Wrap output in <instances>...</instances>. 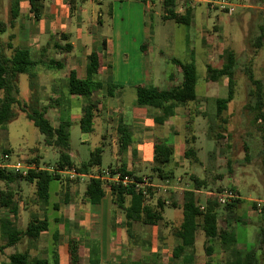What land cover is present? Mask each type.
<instances>
[{
	"label": "crops",
	"instance_id": "1",
	"mask_svg": "<svg viewBox=\"0 0 264 264\" xmlns=\"http://www.w3.org/2000/svg\"><path fill=\"white\" fill-rule=\"evenodd\" d=\"M166 4L165 0H151L149 4L142 0H39V11L38 16H36L30 0H20L18 16L13 22L11 21L12 3L8 6L10 18L3 23L5 32H2L0 36L2 44L6 43L8 46L11 43L13 47L27 48L36 59L41 58L43 54H48L54 47L56 48V45L66 46L68 43L72 44L71 51L67 52L59 49L60 56L50 57V59L55 58L63 61L65 65L62 69L48 68L46 65L44 70L42 68L37 70V67L33 69L37 76L30 78L29 93L22 98L28 107L31 105L34 108H36L35 105L46 106V102L55 98L56 95L48 94L45 97L43 92L50 88L55 89L61 81L65 82L64 88L67 90L71 70H75L79 78L86 79L89 76V55L94 49L100 50L105 43V48L99 53V78L104 84L111 83L117 87L113 96L108 95L106 88L96 90L91 96L92 100L99 99L100 101L98 105L99 113L95 119L93 131L98 134L99 145L94 150L101 147L103 155L107 147L105 144L106 135L98 132L99 123L104 122V125L110 123L112 126L114 125L115 130L119 133L118 126L120 121H123L128 126L129 133L133 138L128 147L131 156L125 165L127 170L139 176L138 168L142 169L146 162L151 163V168L155 172L154 168L158 165L155 161L156 143L166 142L172 145L174 147L173 161L166 166H162L163 174L169 175V178L164 181L158 178L153 179V176L150 177L160 191L165 190L170 194L169 197L177 204L176 208L181 210L182 218L178 221H173V219V222L170 221V213L167 216L165 215L167 208L165 206L164 219L156 225L131 222L126 209L113 202L109 187H107L106 195L99 204H92L88 200L85 189L89 177L84 180H72L68 175H58L60 180L49 182L46 195L37 193L35 182H27L29 187L34 189L33 195L23 199L20 197V193L16 191L18 201L16 215L9 208L0 206V251L2 255L0 256V264H8L9 256L15 252H27L32 260L45 258L49 261V264H69V240L71 238L79 241L80 264H88L92 252L98 254V258L103 264H222L226 261L227 252L224 246L220 242L218 249L215 245L212 246L213 248L210 246L209 250L211 251L209 252L212 254L208 255L205 234L203 239L200 238V242H198V233H196L195 244L185 247L179 260L174 258L175 246L182 243V239L177 237L175 232L183 221V193L185 190H192L195 193L201 192V190L194 189V182L191 187H180L177 186L178 184L171 183L173 182L171 178L174 175L172 177V171L168 170L171 168L170 165L174 164L175 166L182 163L178 162L181 159L190 158L186 155L190 148H193L194 151L192 156L195 155L194 138L196 136L195 133H191L189 137L186 132L182 138L177 139L176 136H180V131L175 129L174 126L167 127L166 125H168L170 118L179 115L185 120L187 119V121L184 120L186 130L191 131V125L196 124L200 117L196 114H189L192 113L189 109L192 105L190 103L194 101L186 104L188 106L185 105V108L176 105L173 114L169 116H166L162 109L142 107L137 101V86L139 85H153L167 89L161 85L164 80L160 73L155 78L152 75L153 73L148 65L149 45L147 43L150 36L152 37L149 34V18L159 5L163 11L162 20L165 23H170V25L172 23L182 24L175 22L173 19L164 18ZM199 4L208 5L206 0H176L175 11L185 14L186 10L191 8L193 15L189 25H193L198 16L205 17L203 13L196 14ZM196 37L195 34L188 35V41L193 46L197 41ZM201 40L206 48L205 51L201 50V52L206 53L207 58L213 60L211 46L208 43L206 44L202 38ZM227 48L228 46L225 47L219 64L226 62ZM5 52L10 54L11 50L8 49ZM172 59H169V61L173 62ZM176 65L179 73L183 74L181 67L178 64ZM63 71L65 72L62 74ZM19 74L21 73L17 74L16 83L20 95ZM225 77L228 79L227 76H223L217 81L209 79V76H207V79L211 82H221ZM173 78L174 75L172 74L169 79L172 80ZM101 90L106 93L104 97H96V93ZM1 95L0 92V97ZM218 97L214 100L216 104L214 117H221L217 116ZM84 98L88 101V98ZM63 99H66L73 106L75 100L83 101V96L70 95L66 98L63 97ZM187 114H189V118L185 117ZM82 133L83 135L79 138L80 143H90L91 134ZM112 135L114 136V133ZM117 140H119V134ZM108 146L111 145L108 143ZM7 150L8 153L5 154H8L9 157L7 159L3 157L0 164H15L17 161L11 160V150ZM79 150L81 151L78 148L74 149L70 144L67 153L73 160L74 156L79 157L77 156ZM118 151L119 146L116 152ZM33 160L28 165L43 166L39 159L38 163ZM73 162L76 166H79L85 160L79 162L73 160ZM108 167L112 166H101L100 168ZM50 168L58 167L56 164ZM99 170V168H96L93 171L97 173ZM194 178L197 177L192 179ZM21 190L24 191L22 187ZM233 191L242 200L243 197L239 190L233 188ZM206 192L208 195L210 194V191ZM179 193L182 194V200L177 196ZM57 197L59 198L57 199ZM129 201L130 198L127 197L125 207H128ZM254 201H258V199ZM166 202H169V200L166 199ZM228 216L230 217V215ZM3 219L8 221L6 223L7 232H3L2 229ZM36 219H47L48 228L40 231L39 236L34 238L26 234L25 231L29 222ZM234 221L239 225L237 216ZM226 222L227 227L225 228L236 233L237 248L241 250L252 244L258 234L257 232H259L249 233L247 228L245 233L242 228L239 230L235 227H229V219ZM52 228L53 231H51ZM18 233L20 234L18 235ZM11 240L15 241L8 244ZM141 244L148 245L149 248L143 247ZM8 247L10 251L4 254ZM165 253L167 254L165 255Z\"/></svg>",
	"mask_w": 264,
	"mask_h": 264
},
{
	"label": "rangeland",
	"instance_id": "2",
	"mask_svg": "<svg viewBox=\"0 0 264 264\" xmlns=\"http://www.w3.org/2000/svg\"><path fill=\"white\" fill-rule=\"evenodd\" d=\"M226 1L236 6L235 12L229 14L212 8L210 4L207 6L199 4L196 14L203 13L205 17L198 16L193 25L176 23L170 25V23H165L162 20L163 11L159 5L155 12H152L148 22L149 34L152 35L147 41L149 45L148 65L154 78L159 73L163 76L164 82L161 85L167 89L177 86V83L183 77V74L178 71V66L169 59L177 58L185 63L194 62L197 69L196 91L198 99L190 103L192 105L189 107L192 112L189 114L200 116L197 123L191 125L192 130L189 131L190 133L186 130L185 119L179 115L170 118L168 125H166L167 127L174 126L175 129L180 131V136H176L177 139L182 138L186 132L189 137L191 133H195L196 136L194 141L195 155L181 159L178 162L182 163L177 162L178 164L175 166L174 164L170 165L171 168L168 170L172 171V177L174 175L171 178L173 181L171 183L178 184L177 186L180 187H191L193 186V177L203 180L205 185L201 187V192L197 193L203 202L206 198L212 196L208 195L206 191L221 193L231 188L239 190L243 197L242 203L238 204L233 214L229 213L224 205H221L219 225L222 228L227 227L226 220L229 219V227H235L239 230L242 228L245 233L248 228L249 233H254L259 231V227L264 224V213L257 211L253 205L256 199L264 200V120L255 122L254 112L247 106L254 102V96L250 95V92L255 89V86L250 82L246 70L248 67L251 68L255 78L262 80L264 83V9L262 8L264 0ZM10 3H12V0H0V29L3 28V23L10 18L8 11ZM191 34L197 36L194 46L188 41V35ZM1 35L2 32L0 31ZM260 35H263L261 44L258 43ZM201 38L211 46L213 60L207 58L206 53L201 52V50H206ZM227 46L235 50L238 61V67L235 71L236 96L221 117H214L216 112L214 100L218 96L224 97L227 95L228 79L225 77L221 82L209 81L207 79L208 67L210 65L214 67L223 65L219 63ZM2 47L5 51L10 49L6 43L2 44ZM59 51L54 47L48 54H43L41 59L48 62L51 56H60ZM36 67L37 70L39 68L46 69L45 63ZM172 74L174 78L170 80L169 77ZM30 78L27 73L19 74L18 85L21 99L29 93ZM64 83L61 81L55 89L48 88L49 90L43 92L45 97L48 94L56 95L55 98H59L61 102L59 105L52 107V103L56 102L53 101L55 98L48 100L46 102V106L49 107L47 116L55 127L65 118L69 117L71 119L72 123L69 127L70 144L74 149H81L77 153L79 157L74 156L73 160L76 162L87 161L90 158L91 151L99 145L98 134L89 133L92 136L90 143H80L79 138L83 133L80 130L79 120L82 115L81 106L83 107L86 99L83 97V101L75 100L72 106L66 99H63V97L70 96L64 88ZM104 92L102 90L97 92L96 97H104L106 94ZM22 100L24 101V99ZM181 106L185 108V105L181 104ZM35 107L41 109L43 105H35ZM27 108L30 110L34 107L31 105ZM189 109L187 110L189 111ZM15 110L18 116L9 122L5 128L0 125V163L5 156L4 150L10 149L11 160L17 161L15 164L21 165L20 171L22 172L25 170L24 167L37 155H40L37 158L41 161V165L55 166L59 159L60 149L45 142V136L34 125L33 121L20 111L19 105L15 106ZM189 114L185 117L189 118ZM98 132L106 135L105 144L107 147L102 155V166H112L116 169L123 162L128 163L131 156L130 150L125 153L116 152L119 146V140H117L119 133L115 130L114 125L112 126L110 123L104 125V122H101L99 123ZM112 133H114V136ZM108 143L111 146H108ZM133 156L135 155L133 154ZM151 166V163L146 162L142 169L138 168V171L139 176L149 180V183L153 186L155 185L153 179H159V176L152 170ZM150 176H153V179ZM21 182L23 183L21 184ZM21 187L24 190L23 192ZM0 188H6V184L2 181H0ZM12 188L18 191L23 199L33 195L34 189L24 181L14 183ZM153 189L157 194L150 198V202L155 204L158 195L168 199L165 215L167 216L170 213V221L172 219L173 221L180 220L182 218L181 210L172 205L173 200L169 197L170 194L165 190L160 191L156 186H153ZM177 196L182 200L181 193ZM249 198L253 200H249ZM236 216L239 219V225L234 221ZM53 230L52 228L51 231ZM197 233L199 235L197 240L200 242V238L203 239L204 236L201 225ZM256 243H258V234L250 245ZM214 245L218 249L220 246L219 241L217 240ZM141 246L149 248L145 244H141ZM9 251L10 248L8 247L4 254ZM0 256H2L1 251Z\"/></svg>",
	"mask_w": 264,
	"mask_h": 264
},
{
	"label": "trees",
	"instance_id": "3",
	"mask_svg": "<svg viewBox=\"0 0 264 264\" xmlns=\"http://www.w3.org/2000/svg\"><path fill=\"white\" fill-rule=\"evenodd\" d=\"M166 1L165 19H173L177 23L189 24L193 15L192 9L186 10L185 14H180L175 11L176 0ZM32 9L36 16L39 11V0H30ZM264 3V2H263ZM20 0H12L11 7V21L13 22L19 11ZM5 32V29H0ZM263 35L258 38V43L261 44ZM11 53L7 54L2 47L0 41V125L5 128L6 125L17 117L15 106L19 105L20 111L31 119L34 125L45 136V142L48 145L56 146L60 149L59 159L57 161L58 169L76 168L78 172L91 174L94 169L102 166V148L97 147L90 153V158L81 163L79 166L73 162L71 156L67 153L70 147V132L71 119L65 118L57 127H55L48 118V106H43L41 109L32 108L28 110L26 104L19 95V89L16 83V76L18 73H27L31 78L37 76L33 68L39 64L45 63L48 68L62 69L64 62L51 58L45 62L41 58L36 59L27 48L13 47L11 43L8 44ZM57 49L71 51L72 44L66 46L56 45ZM105 48V43L100 50L94 49L88 57V71L89 76L86 79L79 78L75 70H71L68 78L67 93L69 95H80L88 98V101L82 107V115L79 121L80 130L85 133H91L95 128V119L98 116L99 99L92 100L91 96L96 90L106 88L109 96L114 95V90L117 87L115 84H104L99 78L100 70V51ZM227 60L221 67H208L209 79L217 81L223 76L228 77V93L224 97L217 98V116H221L228 108L229 104L235 99V71L238 67L236 52L228 47L226 49ZM178 64L183 73L182 82L172 89H162L153 85H139L137 86V101L140 106L162 109L166 116L173 114V109L176 105H186L197 99V69L194 62H183L177 58L172 59ZM247 76L255 86V89L250 92L254 96V102L247 106L254 112V121L264 120V83L260 79H256L251 68L246 70ZM56 101L52 103V107L59 105V98L53 99ZM50 106V105H49ZM191 129V127H190ZM119 132V152L125 153L133 138L129 133L128 126L120 121L118 126ZM195 139V138H194ZM8 153V150H4ZM193 148H190L186 155L191 157ZM174 147L166 142H158L155 145V161L158 164L154 169L158 173L159 179L167 180L169 175L163 174L162 166H166L173 161ZM36 163L38 159H34ZM112 174L119 171L122 176L129 175L133 179L143 181V178L136 176L133 172L127 170L125 163L119 168H112ZM105 169V168H103ZM165 172V171H164ZM167 173V172H165ZM151 178V177H150ZM60 180L57 174L48 170H29L27 174L15 168L0 165V181L6 184V188H0V206L7 207L16 215L18 201L16 198L17 192L12 188V184L19 181L35 182L37 186V193L39 195H46L48 193V184L50 181ZM194 189H201L205 182L199 178H194ZM107 182L97 177H89L86 183L85 195L92 204H99L106 195ZM113 202L119 207L126 209L129 214L131 222H141L144 224L156 225L164 219V210L167 204L166 199L162 196L157 197L156 204L149 202L150 198L154 197L155 193L153 186L144 185L137 186L135 183L122 184L121 182H114L110 185ZM233 190V188H231ZM127 197L130 198L128 207H125ZM183 221L176 228L177 237L182 239V243L174 248V258L179 260L185 250V247L195 244L196 233L198 227L201 225L206 237V250L208 255L209 247L213 246L218 240L227 252L226 261L222 264H264V224L259 227L258 243L248 246L241 250L237 248V236L233 230L222 228L219 225V209L221 205L229 213H234L238 204L242 200L238 197L231 202L221 204L216 197H208L203 202L197 193L192 190H185L183 193ZM203 202V203H202ZM172 205L177 206L173 201ZM257 208L256 202L253 203ZM264 213V206L260 209ZM231 216V214H230ZM8 221L2 220L3 232H7ZM48 228V220H32L29 222L26 234L37 238L40 231ZM20 233H18L19 235ZM12 241V242H11ZM8 244L13 243L11 240ZM213 248V247H212ZM213 251V249H212ZM8 264H49L47 259L37 258L30 259L27 252H15L9 256ZM69 264H80L79 255V241L75 238L69 240ZM88 264H103L98 254L92 252L90 262ZM181 264V263H179Z\"/></svg>",
	"mask_w": 264,
	"mask_h": 264
},
{
	"label": "built area",
	"instance_id": "4",
	"mask_svg": "<svg viewBox=\"0 0 264 264\" xmlns=\"http://www.w3.org/2000/svg\"><path fill=\"white\" fill-rule=\"evenodd\" d=\"M146 3H151V0H142ZM206 2L208 4L211 5L212 8H216L218 9V11L221 12H227L229 14H232L233 12H235L236 10V6L234 4L229 3L226 0H206ZM264 9V4L263 7ZM6 159L9 157L8 154H5L4 156ZM1 166H8V167H12L15 168L16 170H20L21 169V165L19 164H12V165H5V164H0ZM24 171L23 174H27V172L29 170H35V171H39V170H48L53 172L54 174L57 175H68V177L70 179H81L84 180L87 177H97L100 178L102 180H105L107 183V187L110 188V185L112 183H116V182H121L122 184H128V183H135L137 186H144V185H150L149 180H147L146 178H143V181H138L133 179L131 176L129 175H125L122 176L121 173L119 171H117L116 173L112 174V170L110 168H105L102 169L101 171H98L97 173H93V174H86V173H81L78 172V170L74 167V168H64V169H58V168H50L48 166H36V165H26L24 167ZM156 186V185H153ZM209 195H212V197H216L220 200L221 204H226L228 202H231L233 199L238 198V194L236 192H234L232 189H228V190H224L221 193H215V192H210ZM257 204V208H255L257 211H260V209L264 206V200H258L255 201Z\"/></svg>",
	"mask_w": 264,
	"mask_h": 264
}]
</instances>
